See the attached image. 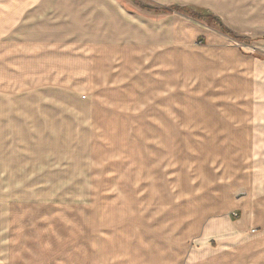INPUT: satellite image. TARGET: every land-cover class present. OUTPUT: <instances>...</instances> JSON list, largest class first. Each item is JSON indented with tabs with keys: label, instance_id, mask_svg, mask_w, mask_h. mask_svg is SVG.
<instances>
[{
	"label": "rangeland",
	"instance_id": "rangeland-1",
	"mask_svg": "<svg viewBox=\"0 0 264 264\" xmlns=\"http://www.w3.org/2000/svg\"><path fill=\"white\" fill-rule=\"evenodd\" d=\"M59 1L56 15L36 8L19 38L109 35L122 60L89 106L65 93L0 94V255L12 232L29 243L48 232L63 249L93 244L95 264H204L221 241L264 232V163L248 125L264 114V0ZM170 8L212 13L237 39L198 21L215 35L186 30L178 44L179 19L193 18ZM54 16L67 20L51 27ZM8 39L0 75L19 66L17 76L23 47Z\"/></svg>",
	"mask_w": 264,
	"mask_h": 264
},
{
	"label": "crops",
	"instance_id": "crops-1",
	"mask_svg": "<svg viewBox=\"0 0 264 264\" xmlns=\"http://www.w3.org/2000/svg\"><path fill=\"white\" fill-rule=\"evenodd\" d=\"M74 4L79 10L78 6L83 2L77 0L75 3L70 0L67 8L74 7ZM60 6L59 0H0V38H9L8 42H5L6 48L23 47L20 53H24L21 54V57L25 64L17 76H15V72H17V68L19 70V66H15L9 72L8 77L0 75L1 95L17 93L16 91L19 90H21V94L65 93L77 98L75 104L78 107L85 104L89 106L90 103L86 101L96 95L100 79L108 81L110 84L112 65L117 62L116 60L120 65L122 59H119V55L112 57L118 50L110 45L109 35L106 39L103 35L95 37L88 32L76 36L71 35L68 38L53 39L47 35L38 40L19 38L26 37L23 33H18L21 31L20 28L23 29L24 24L30 21L29 16L36 8L37 10L47 8L53 15H56L57 10L61 8ZM76 16L73 21H79L78 13ZM54 19L55 21L52 18L49 23L51 27L67 20H61L55 16ZM85 19L88 21V23L85 22V27L92 30V21ZM179 20L181 23L178 28V44L187 45L189 43L186 30L195 31H192V39L198 38L199 35L206 38L211 34L215 35L206 26L194 19L180 18ZM216 36L218 37V35ZM220 37L224 36L220 35ZM168 40L169 36H167ZM174 40L175 38H173V43ZM157 41H159L158 38L152 39V44ZM122 52L125 55L128 53V49L124 48ZM34 104H37L38 108L32 109L41 110V107H44L43 103ZM77 110V107L72 108V111ZM12 119L11 125L18 126L23 121L19 116H12L10 121ZM248 125L252 126V139H249L252 143V152L256 158L262 159L264 163V114L262 117L250 119ZM229 221H233L231 216H229ZM90 234V237L93 238L94 233ZM19 235L12 232L8 236L9 239H13V242H10L11 246L5 253L3 252V255H0V264H95L93 244L87 243L85 245L82 243L80 245L74 241L73 246L63 249L45 241L46 237L50 235L48 232L42 234L33 232L29 233L31 242L34 243V246H31V242L25 241L28 239L26 232H23V236ZM68 235L74 240L78 239V236ZM88 236L87 233L86 237L88 238ZM36 239H38V243H36ZM137 258L141 260L139 255L136 257V262L131 264H141L142 262H138ZM128 259L130 258H127L126 255L123 261L118 263L128 264ZM208 260L209 262L206 261L204 264H264V232L255 234V231H251L249 234H241V237H237L236 240L232 237L229 244H224L221 241L219 253L215 254L214 257L210 256ZM110 263L113 264L114 262L111 261Z\"/></svg>",
	"mask_w": 264,
	"mask_h": 264
},
{
	"label": "trees",
	"instance_id": "trees-1",
	"mask_svg": "<svg viewBox=\"0 0 264 264\" xmlns=\"http://www.w3.org/2000/svg\"><path fill=\"white\" fill-rule=\"evenodd\" d=\"M170 11H180L182 13H184L185 15L196 19L197 21H202L207 23L208 25L218 29L221 33L225 34L226 36L232 37L237 39V37L234 35V33L229 30L224 24L223 22L214 14L209 13V12H203V13H196L193 11H189L188 9H182V10H178V8H170L167 9L166 12H170ZM240 40H244V39H240Z\"/></svg>",
	"mask_w": 264,
	"mask_h": 264
},
{
	"label": "bare ground",
	"instance_id": "bare-ground-1",
	"mask_svg": "<svg viewBox=\"0 0 264 264\" xmlns=\"http://www.w3.org/2000/svg\"><path fill=\"white\" fill-rule=\"evenodd\" d=\"M55 232V231H54ZM80 233V232H79ZM46 260V259H45Z\"/></svg>",
	"mask_w": 264,
	"mask_h": 264
}]
</instances>
